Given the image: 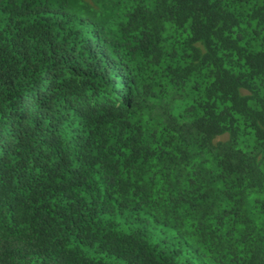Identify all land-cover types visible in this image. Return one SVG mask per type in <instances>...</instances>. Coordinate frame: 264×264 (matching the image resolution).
<instances>
[{
    "label": "trees",
    "instance_id": "obj_1",
    "mask_svg": "<svg viewBox=\"0 0 264 264\" xmlns=\"http://www.w3.org/2000/svg\"><path fill=\"white\" fill-rule=\"evenodd\" d=\"M0 264H264V0H0Z\"/></svg>",
    "mask_w": 264,
    "mask_h": 264
}]
</instances>
